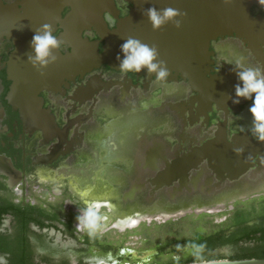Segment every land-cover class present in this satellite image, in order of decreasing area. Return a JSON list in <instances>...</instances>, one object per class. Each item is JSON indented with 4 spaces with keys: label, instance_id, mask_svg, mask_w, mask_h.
<instances>
[{
    "label": "flooded vegetation",
    "instance_id": "1",
    "mask_svg": "<svg viewBox=\"0 0 264 264\" xmlns=\"http://www.w3.org/2000/svg\"><path fill=\"white\" fill-rule=\"evenodd\" d=\"M80 1V9L62 2L52 24L63 42L61 56H73L81 44L99 57L107 33L154 32L143 15L149 7H183L175 1ZM23 2L0 0V5L20 14ZM246 12L253 33L230 30L210 37L198 65L199 82H190L176 66H167L169 77L158 81L147 69L125 73L119 62L99 59L57 75L36 93L51 130L31 123L9 99L15 45L1 36L0 232H10L14 213H29L32 230L52 246L75 247L81 264H159L148 257L186 259L200 250L188 242L196 234L218 229L228 234L241 220L251 224L262 216L264 149L251 146L258 142L250 131L252 99L232 102L240 83L235 60L243 56L246 65L264 66V5L250 2ZM175 19L182 22L184 16ZM167 25L174 28L172 21ZM89 207L96 213L94 226L77 228L76 217ZM210 213H225L224 220L199 232L198 218ZM174 214L187 222L174 229L175 240L165 241L162 227ZM143 216H150L152 225L154 217L167 218L154 226L160 240L152 248L122 245L123 232L143 229ZM39 222L44 227L35 225ZM112 231L119 232L116 241L108 237ZM136 252L149 253L137 257Z\"/></svg>",
    "mask_w": 264,
    "mask_h": 264
},
{
    "label": "water",
    "instance_id": "2",
    "mask_svg": "<svg viewBox=\"0 0 264 264\" xmlns=\"http://www.w3.org/2000/svg\"><path fill=\"white\" fill-rule=\"evenodd\" d=\"M23 1L22 13L20 14L14 12L10 7L0 5V37L3 35L10 37L15 45L9 60L8 75L11 79V85L8 95L13 105L19 109L27 120L39 124L44 130H51L53 124L41 109L36 93L57 75L67 73L71 67L92 64L98 59L111 64L119 62L117 56L121 60L124 58L123 53L120 51V46L125 42L123 38L132 35L120 33L119 31L107 33L106 49L99 57L93 56L88 46L83 48L81 44L75 47L73 56H61L57 51L55 53L57 60L46 68L38 70L27 62V56L33 54L30 44L35 30L42 24L52 25L56 21L58 8L62 2L70 1L76 8H81L82 3L80 0ZM166 1H175L182 4L183 7L180 8V11L185 12L186 16H184L180 28H170L165 24L152 33L150 30L148 32L145 30L136 38L150 46L155 45L159 52V59L165 61L167 66L179 67L182 74L192 83L200 81L198 65L204 58L207 40L210 37L230 30L253 33L252 30L255 27L253 20L247 15L246 6L250 2H257V0H141V2L146 3H164ZM160 9H163L162 6ZM168 29L169 32L167 33ZM173 33L174 35H172ZM178 34L182 38L180 40L174 39L175 35ZM68 36L73 38V33L70 31ZM251 146L263 150L264 142L251 143ZM148 253L136 252L135 255L142 257ZM117 264L156 263L123 262ZM178 264H264V256L262 258L240 259L217 258Z\"/></svg>",
    "mask_w": 264,
    "mask_h": 264
},
{
    "label": "clouds",
    "instance_id": "3",
    "mask_svg": "<svg viewBox=\"0 0 264 264\" xmlns=\"http://www.w3.org/2000/svg\"><path fill=\"white\" fill-rule=\"evenodd\" d=\"M257 2L264 5V0H257ZM143 15L147 17L153 30H159L169 21L173 22L174 27L179 28L181 21L175 18L186 16V13L172 7L157 9L152 6L144 10ZM123 39L125 42L120 46V51L124 58L121 60L117 56L120 71L139 73L142 69H147V73L149 75L154 73L158 81L166 80L169 77V69L165 61L159 59V52L155 45L150 46L133 36ZM62 43L54 34L51 24H42L35 30L32 37L30 47L33 54L27 56V62L38 70L46 68L57 60L55 53ZM233 70L240 83L234 86L236 98L232 102L238 104L240 98L252 99V105L249 108L252 116L250 131L258 142H264V66L246 65L244 57L240 56L235 60ZM95 216V211L89 207L83 215L76 217V227L80 228L82 225L93 227Z\"/></svg>",
    "mask_w": 264,
    "mask_h": 264
},
{
    "label": "trees",
    "instance_id": "4",
    "mask_svg": "<svg viewBox=\"0 0 264 264\" xmlns=\"http://www.w3.org/2000/svg\"><path fill=\"white\" fill-rule=\"evenodd\" d=\"M13 218L15 223L11 226L10 232H0V255L2 256L0 264H70L67 249L52 246L42 233L29 227L30 220L33 219L29 213H14ZM248 221L250 220H241L238 222V227L228 234L224 233L225 229L196 234L188 242L197 245L199 252L186 259L174 260L166 264L217 258H262L264 256V214L254 218L251 224H248ZM35 225L39 228L44 227L41 222ZM224 245L233 247L234 252L226 256L208 253ZM78 260L74 264H81Z\"/></svg>",
    "mask_w": 264,
    "mask_h": 264
},
{
    "label": "rangeland",
    "instance_id": "5",
    "mask_svg": "<svg viewBox=\"0 0 264 264\" xmlns=\"http://www.w3.org/2000/svg\"><path fill=\"white\" fill-rule=\"evenodd\" d=\"M180 214H184V213H180ZM196 214V213H194ZM181 216H177V214L174 215H169L168 218L172 219L170 220L171 222L169 224H166V226L162 227L163 229V235L161 236V239L167 241V240H175L176 239V231L175 230H179L181 226L185 225V223L187 222L186 217H182ZM224 216L225 213H210L207 214V216H203L201 215L198 218V222L201 225V230H199V232H210L212 230H214L220 223L221 221L224 220ZM150 217V216H149ZM149 217L147 216H143L140 219L146 218L145 224L143 229L147 230L144 231L142 230H138L137 233H134L132 235L130 234H125L124 232L122 233L123 238H122V242L124 246L130 247L132 249H143V248H152L156 242H158L160 240V230L158 227H154L155 225H158V222L163 221V219H167V218H163L162 220L154 217L152 221V223H149ZM189 219V218H188ZM203 219V220H202ZM151 221V220H150ZM127 233V232H126ZM145 234H147L148 238L143 241V242H138V240L140 238L145 237ZM119 232L116 231H112L108 233V237L109 239H112L113 241H116L119 238ZM125 235H130V236H125ZM135 242V243H134ZM121 246V244H118ZM180 248V247H179ZM67 249L68 252L67 255L70 259V264H74L75 263V258L78 257V252L76 250L75 247H67L64 248ZM234 252V248L229 246V245H224L222 247L219 248H215L213 251L209 252L210 255H220V256H225L227 254L233 253ZM173 253V252H172ZM179 253L177 252L175 254V256H177ZM180 256V255H179ZM173 258H170L169 255H163V254H156L153 255L152 257H148L149 262H157L159 264H166L168 263L167 261H172ZM90 260V258L88 259ZM166 262V263H165Z\"/></svg>",
    "mask_w": 264,
    "mask_h": 264
}]
</instances>
